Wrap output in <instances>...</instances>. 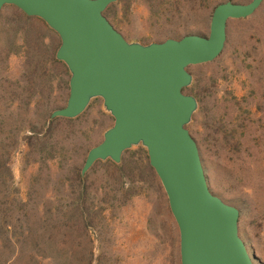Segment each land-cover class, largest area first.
<instances>
[{"label": "rangeland", "instance_id": "374dc122", "mask_svg": "<svg viewBox=\"0 0 264 264\" xmlns=\"http://www.w3.org/2000/svg\"><path fill=\"white\" fill-rule=\"evenodd\" d=\"M252 0H120L105 16L143 44L207 36L214 8ZM61 41L13 6L0 15V264H181L179 231L142 147L81 169L113 125L96 99L77 119ZM199 102L188 126L212 192L240 211V235L264 264V3L231 20L225 51L189 69ZM25 243V244H23Z\"/></svg>", "mask_w": 264, "mask_h": 264}, {"label": "water", "instance_id": "95a60500", "mask_svg": "<svg viewBox=\"0 0 264 264\" xmlns=\"http://www.w3.org/2000/svg\"><path fill=\"white\" fill-rule=\"evenodd\" d=\"M120 0H0L42 20L61 44L56 60L70 73L69 96L50 120H73L96 99L113 125L87 154L84 179L98 163L120 165L126 152L147 151L179 231L181 264H257L240 235V211L215 195L199 146L188 126L199 102L186 93L189 69L215 62L225 51L231 20L253 16L264 0L217 5L207 36L143 44L128 41L105 16Z\"/></svg>", "mask_w": 264, "mask_h": 264}, {"label": "trees", "instance_id": "16d2710c", "mask_svg": "<svg viewBox=\"0 0 264 264\" xmlns=\"http://www.w3.org/2000/svg\"><path fill=\"white\" fill-rule=\"evenodd\" d=\"M23 244H25V243H23Z\"/></svg>", "mask_w": 264, "mask_h": 264}]
</instances>
